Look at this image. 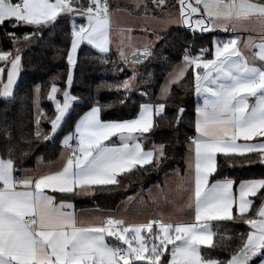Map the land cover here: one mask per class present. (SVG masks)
<instances>
[{"label":"snow or ice","instance_id":"1","mask_svg":"<svg viewBox=\"0 0 264 264\" xmlns=\"http://www.w3.org/2000/svg\"><path fill=\"white\" fill-rule=\"evenodd\" d=\"M133 7L158 27L145 29V37L152 39L142 45H118L113 53L112 10L120 5L109 0H0V29L10 45H0L3 104L19 97L24 50L65 21L69 36L66 74L53 76L47 92L53 115L41 110L42 89L36 84L34 131L16 135L6 114L0 118V264H252L257 256L264 264V177L238 181L222 175L223 164L264 167V40L256 44L249 36L244 48L258 50L246 55L237 47L238 36L217 35L211 48L200 47L193 54L197 33L201 39L216 30L264 35V0H143ZM173 25L193 38L177 37L182 63L167 73L156 98L151 89L140 91L155 83L153 73H141L140 68L157 59L169 65L163 48ZM21 29L27 31L18 35ZM82 45L98 53L92 59L111 63L115 74L124 75L98 84L87 111L83 98L71 92ZM185 76L194 81L186 90L195 97L188 122L192 134H183L187 174L181 176L179 169L174 174L190 219L171 214L139 221L113 213H78L75 197L110 193L124 187L123 179L133 170L162 168L168 149L180 143L187 119L183 97L169 104L172 85ZM62 77L64 87L58 85ZM103 92L116 100L104 103ZM133 93L141 101L128 118H110L117 105L131 104ZM168 108L174 109L168 121L173 140L157 143L155 135ZM42 120L47 129L41 127ZM41 144L59 147L55 167L42 168L40 156L35 157L36 167L26 166ZM224 223L243 224L247 231L227 242L221 235L215 244Z\"/></svg>","mask_w":264,"mask_h":264},{"label":"trees","instance_id":"2","mask_svg":"<svg viewBox=\"0 0 264 264\" xmlns=\"http://www.w3.org/2000/svg\"><path fill=\"white\" fill-rule=\"evenodd\" d=\"M81 22V21H77ZM12 30L11 28L9 29ZM27 29H21L17 32L20 35ZM171 36L169 43L163 48V54L169 58V65L161 63L158 59L151 64L140 68L141 73L152 72L154 84L141 87L140 91L151 89L154 97L158 98L162 85L164 83L167 73L172 71L174 67L182 62V45L177 37H187L189 40L193 38L192 34L186 31H180L178 28L169 30ZM219 36L220 32H213L211 34L205 33L203 38H200L199 33L196 35V44L193 49V54H197L200 47H212V39L214 36ZM223 37V36H222ZM163 42H159L156 47L159 48ZM69 44L68 23L65 21L59 27L48 33L44 38L38 42L33 43L23 52L24 72L22 73V84L20 85V93L17 101L10 105H5L0 102V118L5 114L10 122L15 126V134L29 133L34 131L33 119L35 116V108L33 106V88L36 84L41 85V100L40 107L47 116L53 115L54 106L47 99V92L50 90L51 78L57 73L66 74V62L64 53H66ZM0 45L10 47L7 41L3 40V30L0 29ZM61 50L58 54L57 50ZM58 55L60 58H57ZM98 53L87 45H82L79 51L78 67L75 71L74 83L71 89L73 95L83 98L85 102L84 110L87 111L90 105L87 104L88 98L95 96V89L98 84L103 81L112 83L124 78L123 74H115L113 72L114 65H101L92 57H96ZM117 55H112V60H117ZM189 69V72H192ZM194 81L189 80L185 76L184 80L179 85H172L171 96L169 104L177 103L179 98L183 97L186 103L187 119L181 129L180 143L175 147L168 149L169 159L163 163L160 170L157 171H140L133 170V174H129L126 179H123L124 187L110 193H97L95 195L77 196L72 202L76 208H100L103 210H111L118 207V205L127 197L141 194L151 185L162 181L164 175L168 172L177 169L184 170L185 168V153L187 151V142L184 139V133L191 135L189 121L193 118V100L194 94H189L186 90L190 89ZM60 87H64V79L58 81ZM101 99L104 103L116 100V96L108 92L101 93ZM141 101L138 93H133L131 97V104L128 107L117 105L112 109L114 115L110 118L116 119L118 117L128 118L131 110ZM174 109L168 108L167 118L160 122V128L156 132L155 140L157 143L161 141L173 140L172 128L168 121L173 116ZM159 119V118H156ZM41 127L47 129L49 127L46 120H42ZM3 144V134L0 133V145ZM60 155V149L57 146L55 149L45 148L42 144L37 145L34 150V155L26 166L34 168L36 165V156L43 157L44 161L50 162L56 160ZM221 163H223L221 161ZM148 168L149 166H145ZM223 176L236 178L239 180H247L264 177V167L259 164L253 166L232 168L228 164H223ZM123 178V177H122ZM58 195V194H57ZM247 231V226L240 223H224L222 224L219 233L214 237V243H220V236L224 237L227 242L233 234H239Z\"/></svg>","mask_w":264,"mask_h":264},{"label":"crops","instance_id":"3","mask_svg":"<svg viewBox=\"0 0 264 264\" xmlns=\"http://www.w3.org/2000/svg\"><path fill=\"white\" fill-rule=\"evenodd\" d=\"M137 1H139L140 3L143 2V0H137ZM109 3H110V5H120V10H115V9L112 10L113 11V15H112V25L113 26H112V29L110 31V40L112 41L110 47H111V50L113 53L116 52V48L118 45H121V46L127 45V44L142 45L146 38L152 39L151 36L145 37V29H147L148 32H151L152 29L157 28L158 25L155 24L156 23L155 21L148 19V18H145V15L143 12H140L139 15H137V10L133 7L134 4H132V3H127L124 0H109ZM172 11L175 12L174 8L172 9ZM133 18H137L139 23L136 24L135 21H133ZM153 23L155 24V26H151V24L153 25ZM172 28H178V27L175 25L170 26L168 31ZM137 30L139 32H141V33H137L138 35H136V33H135V31H137ZM216 31L220 32L219 36L221 38H234L235 36H238L239 39L237 42V47L242 52H244L246 55H251V53L253 51L258 50V49H246V48H244V44L247 43L249 36H251L253 38V41L256 44H259L262 40H264V35H262L259 31L252 32V33L239 32L236 34H233L231 32L224 33L221 30H216ZM158 43L159 42H157V44ZM128 50L129 49L125 47V51H128ZM181 63L177 64L176 66L180 65ZM159 95H160V93H159ZM159 95H158V97H159ZM200 102L202 103V99ZM186 156H187V151L185 153V168L183 171L179 169L181 176H184L187 174ZM59 158H60V155L54 161L47 162V161L43 160L41 167L42 168H44V167H55L59 161ZM35 167H36V165H35ZM175 171H171V172L166 173L161 182L151 185L148 189H146V191L141 193V194H144L145 196L147 195V199L144 197L143 198L145 200H149V198H151L153 200L154 199L153 194H155L159 188L160 189L162 188V190L164 191L163 188H166L167 184L171 185L172 193H173V191L175 189H177V185H178V177L174 174ZM156 186H159V187H156ZM133 196H136V195H133ZM117 208L111 209V210H103L100 208H76L75 207V210L78 213L95 212L98 214H104V213L113 212V214H117L116 211H113V210H116ZM158 208L161 209L160 206Z\"/></svg>","mask_w":264,"mask_h":264},{"label":"rangeland","instance_id":"4","mask_svg":"<svg viewBox=\"0 0 264 264\" xmlns=\"http://www.w3.org/2000/svg\"><path fill=\"white\" fill-rule=\"evenodd\" d=\"M124 1L132 4L139 2L137 0ZM192 3L195 4V0H192ZM174 10L176 11L175 8ZM133 21H135L136 24L139 23L137 18H133ZM155 24L153 23V25L151 24V26H155ZM135 33L136 35H138L137 33L141 32L137 30L135 31ZM163 189L164 191L162 190V188H159L157 192L153 194V200L151 198H149V200H145L144 198L147 199V195L145 196L144 194L129 196L118 205L119 207L116 210L113 211H116L117 215H124L128 219H135L139 221L150 219L153 216H168L171 214H175L177 218L182 217L185 219H190V217L187 216V213L190 212V210L183 207L184 201L177 193L176 189L172 193L170 184H167V187ZM159 206L161 207V209L158 208ZM252 264H261V258L259 256L254 257L252 260Z\"/></svg>","mask_w":264,"mask_h":264}]
</instances>
